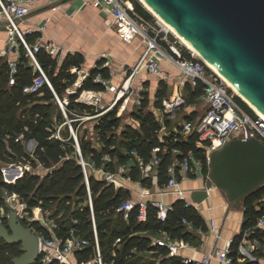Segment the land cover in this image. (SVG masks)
Listing matches in <instances>:
<instances>
[{
	"label": "trees",
	"instance_id": "obj_1",
	"mask_svg": "<svg viewBox=\"0 0 264 264\" xmlns=\"http://www.w3.org/2000/svg\"><path fill=\"white\" fill-rule=\"evenodd\" d=\"M131 2L137 14L153 21L150 13L137 0ZM36 36V33L26 36L27 44L32 45ZM159 43L176 58L168 45L162 41ZM177 48L182 59H191L184 47ZM34 58L50 87L43 81L37 90L25 92L26 87L32 86L33 81L41 77L37 66L22 46L18 49L12 73L7 59L0 56V207L5 205L4 191L16 194L28 214L34 208L44 212L59 205H67L68 208L73 205L69 219L56 223L53 231L56 236L64 238L72 229L76 235L89 241L88 246L73 253L74 264H90L95 258L94 231L101 264H183L179 256L169 255L166 246L158 245L156 237L164 234L171 240L193 244L196 230L207 231L199 212L192 205H186L185 201L175 200L161 221L157 217L158 210L151 205V201H147L144 221L137 219L138 206L124 218L123 212L117 211V208L130 199V191L94 177L89 167L92 165L111 174H115L117 168L125 167V176L131 182L148 189L154 185L163 188L168 178L167 168L174 159L181 158L187 152L200 160L201 172L207 175L205 144L198 141L195 132L182 135V125H176L173 130L166 118L162 124L147 109V93L141 95L140 106L130 114L136 124L124 122L123 115H117L119 104L103 112L97 106L78 101L83 91H105L104 86L95 81L97 75L110 79V70L103 62L99 61L84 78L79 79L84 63L80 53H67L56 60L39 50L34 53ZM76 82H79L78 86L74 85ZM183 90L187 105H190L202 96L204 85L197 82L191 87L186 82ZM166 92V84L160 81L154 96L155 107L160 108ZM84 96H90V93ZM236 100L250 112L240 98L236 97ZM58 101L62 103L63 110ZM84 117H89L85 121L93 122L95 140L87 136L86 130H80L85 123ZM186 121L191 123L192 117H186ZM163 126L167 129L165 133L161 131ZM70 130L75 133L76 140ZM27 142H33L30 152L25 147ZM76 144L83 162L89 163H85L88 187ZM136 157L143 163H148L153 157L158 160L153 178L141 176ZM12 165L22 166V175L13 183H6L1 169ZM88 192L91 204L88 203ZM241 208V229L228 247L230 264H260L244 260L238 247L246 232L250 240L264 239V229L255 228L256 219L264 212V185L254 190ZM182 219L190 223L191 227L182 223ZM0 221L5 225L7 219L2 217ZM21 223L42 238L50 237L39 221L21 220ZM19 250V244L9 245L0 240V264H10L13 257L20 255ZM34 264L41 263L37 260Z\"/></svg>",
	"mask_w": 264,
	"mask_h": 264
},
{
	"label": "built area",
	"instance_id": "obj_2",
	"mask_svg": "<svg viewBox=\"0 0 264 264\" xmlns=\"http://www.w3.org/2000/svg\"><path fill=\"white\" fill-rule=\"evenodd\" d=\"M38 0H0V23L5 24L6 40L4 49L1 52V57H5L8 61V65L11 73L15 70V59L18 56V49L20 46L24 48L29 58L39 69L34 53L43 50L52 59L60 60L63 57L62 47L53 42L52 40L45 41L43 39L44 26L41 27H27L22 28V25L26 23L27 16L33 11ZM62 0H48L47 2H59ZM85 5H90L95 9L103 10L109 14L112 20L116 34L120 40L124 42H130L135 36L141 38L145 44V51L142 57L139 59L136 66L130 70L127 74L124 84L130 82L133 75L140 69H145L150 74L158 77L161 80H167L169 74L161 68L159 59L156 57L159 55L161 60H166L175 66L183 81V85L188 82L191 87H194L197 82H201L204 85V91L199 98L203 104L204 111L199 116L195 124L189 122L182 123V135H186L189 132H195L199 142L205 144V156L208 165L209 154L215 150L220 149L226 142L232 139L243 138H255L264 144V117L257 114L252 110L243 100L250 112L245 110L239 102H237V95L226 86V84L213 72L198 56H195L192 51H188L191 59H182L179 50L175 45L167 40V32H162V29H157L153 21H149L137 14L133 5L129 0H84ZM37 31L35 42L32 45H28L25 38ZM160 41L168 45L169 50L176 55V58L164 50L160 46ZM8 55L14 56L11 60L7 58ZM41 77L33 81V85L26 87L25 92H33L37 90L40 84L44 81L50 87V84L39 69ZM82 76L81 78H84ZM111 76V72L109 73ZM96 82H100L105 89L108 88V79H103L100 75L95 77ZM12 83V79L10 80ZM79 82L74 85L78 86ZM122 86L121 91H118L119 97L130 94L128 86ZM88 93L89 92H85ZM85 93H81L79 97L85 103L98 106L100 99L96 96H84ZM118 97V98H119ZM239 98V97H238ZM138 103H140L138 101ZM58 104L63 110V105L60 101ZM187 101L184 95L177 93L171 98H163L160 102V112L169 118H175L179 110L186 108ZM76 140V137L74 136ZM156 149L154 150V152ZM175 153H177L175 151ZM135 155L134 152H132ZM137 158V157H136ZM81 164H85L80 159ZM138 167L141 176L144 178H153L156 172V165L158 160L153 157L148 163H143L142 160L137 158ZM82 165V166H83ZM3 168L1 169L2 172ZM197 171H201V162L191 152L181 155V158L174 159L173 162L167 168L168 178L165 186L162 188L161 193L172 192L178 198H184V192L178 188L179 181L183 178L195 174ZM22 173V171H21ZM119 175L107 173L105 180L118 185ZM121 180L126 179L130 181L128 177L121 175ZM87 185V184H86ZM88 187V185H87ZM116 187V186H115ZM171 190V191H170ZM148 189H143L140 194V199L135 202L130 199L125 200L117 208V211L123 212V217H127V213L138 206L139 221H144L146 217V202L142 198L148 194ZM4 200L17 211L18 218L20 220L39 221L48 231L50 237L42 238L39 234L38 240V260L41 264H48L51 262H57L59 264H74L72 262V255L74 252L83 249L89 245V241L75 234L71 229L68 231L66 237L62 238L56 236L53 228L54 225H49L43 220V217L33 218L25 211V205L20 201H17L18 196L14 193L8 194L3 192ZM88 203L91 204L90 194L87 195ZM186 205L188 201L185 200ZM16 207H14V206ZM151 205L157 210V217L163 221L165 215L170 208L162 201L151 200ZM27 215L25 217L24 215ZM182 223L191 227V224L186 222L185 219L181 220ZM255 228L264 229V212L256 219ZM214 224L211 221L208 230L213 231ZM94 245H95V258L92 259L90 264H101V258L98 249L97 236L94 231ZM157 244L160 246H166L168 248L169 255H176L180 248L190 246L189 242L182 240H171L168 236L157 240ZM241 245L238 247V251L241 253ZM216 259L219 264H230L231 258L228 256V249H215L210 254L204 255L199 262L195 264H209L212 259ZM183 264L191 262L189 259H182Z\"/></svg>",
	"mask_w": 264,
	"mask_h": 264
},
{
	"label": "water",
	"instance_id": "obj_3",
	"mask_svg": "<svg viewBox=\"0 0 264 264\" xmlns=\"http://www.w3.org/2000/svg\"><path fill=\"white\" fill-rule=\"evenodd\" d=\"M142 2L264 115V0ZM76 148L81 158L78 144ZM11 168L17 172L7 176L6 183L22 175L18 167ZM83 168L88 185L84 165ZM205 178L201 189L178 200H187L195 207L215 188L230 207L241 209L246 198L264 185V144L255 138L229 140L209 154ZM6 219L5 225L0 221V240L20 245V255L13 257L10 264H34L38 260L39 235L22 225L16 210H9Z\"/></svg>",
	"mask_w": 264,
	"mask_h": 264
},
{
	"label": "crops",
	"instance_id": "obj_4",
	"mask_svg": "<svg viewBox=\"0 0 264 264\" xmlns=\"http://www.w3.org/2000/svg\"><path fill=\"white\" fill-rule=\"evenodd\" d=\"M47 1L48 0L37 1L35 8L27 16L26 23L22 25V28L44 26L43 39L45 41L52 40L61 46L63 56L67 53L82 54L84 63L79 72V79H82V73L87 74L99 61L103 62V65L107 66L111 72L110 79H108V88L103 92L83 91V93L89 92L90 95L98 97L100 102L97 107L103 109V112L119 104V112L117 115H123L129 107L128 103L131 100V96L128 94L129 96L125 97V95H123L119 97L118 91H121L127 74L130 73V70L136 66L139 59L142 57L145 51L144 42L138 36H135L130 42L120 40L112 25L111 17L103 10L95 9L90 5L84 6L82 4L83 2L79 3L78 0H62L50 3ZM91 18H94V24L98 27L99 34L102 32V37L101 35L98 36V34L93 39H90L84 35V25L87 20ZM104 23L107 25L110 23L112 25L114 29L113 33L117 41L113 38L110 30L105 31ZM35 33L36 35L40 34L37 31H35ZM5 40V24L0 23V56H2L1 52L4 49ZM156 57L159 59L161 68L169 74L167 80H161L145 69H140L133 75L130 82L124 84V87L127 85L129 89H131L134 84L139 86L138 92H140L141 95L147 93L150 102L147 109L150 110L162 124L164 118L168 119L173 130H175L176 125H182V123L188 122L186 121V117L191 116V124H195L204 111V106L200 100L196 101L194 104L188 105L183 111H181L182 109L179 110L176 117L172 119L164 116L160 112V109L153 105L155 92L159 88L160 81H163L167 86L165 98H171L177 93L184 95V85L178 69L168 61L161 60L159 55ZM7 58L13 60L14 56L8 55ZM134 91L135 90H130V93L133 94ZM78 101L84 102L81 97H79ZM197 105H199L202 110L200 114L198 113ZM105 107L107 108L105 109ZM161 131L165 133L167 129L163 126ZM204 184L205 180L202 172L197 171L195 174L180 180L178 188L184 192V198L187 199L192 190L201 189ZM118 187L130 191V200L135 202L140 199L142 190L148 189L141 187L138 183L127 181L126 179L119 181L116 188ZM161 190L162 188H158L154 185L152 189H148V194L145 195L142 200L144 202L158 200L170 207L173 201L179 199L172 192L160 194ZM194 208L204 219L207 231L202 232L196 230L194 232L196 239L193 244L185 248H180L177 256H179L181 260L189 259L191 262L196 263L199 262L204 255L210 254L215 249H228L232 239L240 232L243 222V212L242 208L237 210L230 207L222 193L215 188H211V190L208 191V198ZM211 221L214 224L213 231L208 230ZM164 236V234H159L156 238L160 240L164 238ZM239 245L242 247L241 251L245 252L250 257L251 260L247 261H257L260 264H264V239L262 241L257 239L250 240L247 238L246 232ZM261 246L263 247V253L258 255L259 257L250 254V249H257ZM243 259L246 260L244 256ZM209 264H219V262L213 258Z\"/></svg>",
	"mask_w": 264,
	"mask_h": 264
},
{
	"label": "rangeland",
	"instance_id": "obj_5",
	"mask_svg": "<svg viewBox=\"0 0 264 264\" xmlns=\"http://www.w3.org/2000/svg\"><path fill=\"white\" fill-rule=\"evenodd\" d=\"M130 3L132 4L131 0H129ZM138 1V0H137ZM79 3L83 2L82 4L84 6H86L84 4V0H78ZM139 2V1H138ZM140 3V2H139ZM141 4V3H140ZM142 5V4H141ZM143 6V5H142ZM144 7V6H143ZM145 9V7H144ZM146 10V9H145ZM147 12H149L148 10H146ZM150 13V12H149ZM150 15L152 16L153 18V22L155 24V26H157V29H162L163 31L162 32H167V40L172 44L175 45V47L177 48V46L179 47H184L180 42L179 40L171 33L169 32L161 22H159L157 20V18L152 15L150 13ZM88 19V18H86ZM94 18H91L89 20H87L86 24L84 25V35L90 39H93L94 37H96L98 34H99V30H98V27L95 26L94 24V21H93ZM86 21V20H85ZM104 27H105V31L106 30H110L113 38L116 39L117 41V38L116 36L114 35L113 31L114 29L112 28V25L109 23V25L105 24L104 23ZM101 37L103 36L102 32L101 34H99L98 36ZM118 36V35H117ZM119 37V36H118ZM120 39V38H119ZM185 49H187L186 47H184ZM178 49V48H177ZM188 50V49H187ZM190 51V50H189ZM194 53V52H193ZM195 55V54H194ZM196 56V55H195ZM138 88L139 86L137 85H132V88L130 90H135L134 93H130L129 95L131 96V100L129 101V107L128 109H126V112L123 114V121L124 122H127V123H131V124H135V122L132 121L131 117H130V114L132 111H136L137 108L140 106V103H138V101L140 102V97H141V94L140 92H138ZM132 94V95H131ZM128 93H125V97L126 96H129ZM151 100V98H150ZM150 104V102H149ZM107 107H105L106 109ZM197 109H198V113L200 114L202 112V110L200 109L199 105H197ZM183 111V109L181 110ZM119 112V108H117V114ZM85 120H88V117H84L83 118V121ZM80 130H86L87 132V136L93 138V140H95V132L93 130V122L92 121H85V123L83 125H81L80 127ZM70 132L73 134V138L75 136V133L70 130ZM27 151H31L32 148H33V142H27L26 145H25ZM86 164H89L88 161L85 162ZM84 163V164H85ZM11 167H18L20 169V172L22 171V166H17V165H12V166H7V167H3V170H2V177H3V180L6 179V176H9V175H12L11 171H14V172H17L16 169L14 168H11ZM89 170L90 172L94 175V177L96 178H99V179H105V175L107 173H104L101 171V169H96L94 168L92 165H90L89 167ZM127 173V169L125 167H119L117 168V171H116V174L119 175V178H117V180L121 181V178L120 176ZM203 177H204V180H206V176L203 174ZM115 186H117L115 184ZM17 201H19V199H17ZM5 202V205H2L0 207V219L2 217H5L8 215V211L9 210H15V208H12L7 202L6 200L4 201ZM14 206V205H13ZM73 206V205H72ZM71 207H67V205H59L57 207H54L48 211H44L42 212L40 210V208H34L32 209V211L30 212V216H32L33 218H41L43 217V220L48 223L49 225H56V223L62 221V220H68L69 219V212L71 210ZM16 207V206H14ZM25 217H27V215L25 214L24 215ZM263 253V247H258L257 249H250V254H252L253 256L255 257H259L258 255H261ZM241 254L246 258V260H251L250 257L245 253V252H241ZM146 256H149L148 254H146ZM253 260V259H252Z\"/></svg>",
	"mask_w": 264,
	"mask_h": 264
},
{
	"label": "bare ground",
	"instance_id": "obj_6",
	"mask_svg": "<svg viewBox=\"0 0 264 264\" xmlns=\"http://www.w3.org/2000/svg\"><path fill=\"white\" fill-rule=\"evenodd\" d=\"M144 7L146 10H148L152 15H154L157 20L159 22H161L163 24V26L169 31L171 32L178 40L179 42L186 47L188 50L194 52V54L196 56H198L199 58L203 59L202 56L194 49L192 48L166 21H164L163 19H161L160 17H158L148 6H146L142 0H138ZM204 60V59H203ZM204 62L206 63V65L217 74V76H219V78L226 84V86H228L235 95H237L241 100H243L252 110H254L257 114L261 115L262 117H264L263 114H261L258 110H256V108H254L246 99L245 97L226 79L224 78L211 64H209L207 61L204 60ZM127 86V85H126ZM13 175V172H11Z\"/></svg>",
	"mask_w": 264,
	"mask_h": 264
}]
</instances>
